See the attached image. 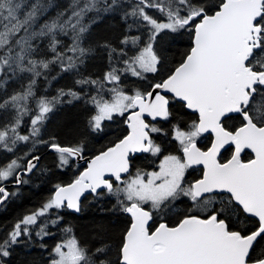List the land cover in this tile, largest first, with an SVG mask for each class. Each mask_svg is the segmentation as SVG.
Masks as SVG:
<instances>
[{"label":"snow or ice","instance_id":"1","mask_svg":"<svg viewBox=\"0 0 264 264\" xmlns=\"http://www.w3.org/2000/svg\"><path fill=\"white\" fill-rule=\"evenodd\" d=\"M105 16L124 26L115 44L93 43ZM185 34L189 49L164 75L168 46ZM97 49L107 68L93 76L84 69ZM61 78L75 86L48 95ZM129 81L149 88L126 92ZM76 102L90 109V133L118 117L130 131L14 223L0 240V264L15 246L57 233L48 264H264V0H70L64 9L55 0H0V208L46 171L39 145L58 154L60 168L85 159L86 137L71 146L44 137L54 114ZM173 102L196 114L186 130L173 125L179 155L164 153L153 134L167 133L145 119L171 121ZM205 133L213 140L201 150ZM228 145L233 154L221 162ZM245 150L255 154L247 162ZM137 153L159 157L158 171L133 169ZM195 166L201 177L186 180ZM85 193L113 197L129 214L115 249L103 230L89 248L63 223L62 212H81Z\"/></svg>","mask_w":264,"mask_h":264},{"label":"trees","instance_id":"2","mask_svg":"<svg viewBox=\"0 0 264 264\" xmlns=\"http://www.w3.org/2000/svg\"><path fill=\"white\" fill-rule=\"evenodd\" d=\"M55 3L57 8L64 9L68 7L70 0H55ZM55 11L56 9H53L50 15L54 14ZM123 27L119 16H105L97 24L93 25V43L97 40H110L113 44L117 43L118 37L123 32ZM189 37L190 34H185L168 46L167 63L163 72L164 75L178 65L184 53L189 49L191 45V39ZM106 68V57L103 55L102 50L97 49V54L88 61L84 71L93 76H100ZM149 83L150 82L134 84L129 81L125 91L127 92L129 89L133 88L145 90L149 88ZM74 86L71 78H61L52 82L51 87L47 90V94L54 95L55 90L60 87L68 88ZM43 88L44 82L41 81L39 83V89ZM171 111L173 112L171 121L160 122L164 133L167 134H157V136L154 134V137L156 142L165 146L164 150L176 149L177 152H179L177 142L171 138L174 131L173 125L178 124L182 129H186V126L192 123L196 115L188 112L186 108L182 107L178 102L172 103ZM89 112L90 109L80 102L64 105L54 114L53 119L48 123L47 132L44 133L45 139L49 136H54L56 138L54 141L55 143H59L63 146H71L81 137H86L85 156L94 157L107 148L114 146L115 143L128 134L129 130L127 124L123 122L124 117H118L115 122H106L109 127L106 128L103 133H90L86 127ZM238 124L239 121L237 120L231 122L229 127L235 128ZM26 130V128L22 129V131ZM47 150L48 146L46 144L39 145L36 153L42 156L39 167L46 171L34 175L32 177V183L23 186L20 195L12 199L6 209L0 211V240H2L6 233L13 228L17 220L28 212L37 209L46 201L54 192L55 185H66L71 183L84 170V167L78 165L76 162L75 164L70 162V165L65 168L58 167V154L48 153ZM151 157L152 156L148 154V156L143 155L133 158V169L142 168L145 171L153 169V163L147 167H141L140 165L141 160ZM6 158V154L0 153V162H3ZM186 206V203H181L177 208L178 212L173 216L178 218L179 215L183 213ZM61 215L64 217L63 223L72 226L81 245H87L89 248L95 247L101 242L98 233L103 230V232L107 234V238L111 241L113 249H115V245L120 238V233L130 226V217L127 213L119 211L115 204V199L108 195L99 198L88 196L83 200L82 210L79 214L64 211ZM169 222L174 223L175 220L171 219ZM50 230L55 231V229ZM59 239L60 233L46 237L43 241L33 237L30 242L19 244L12 249V255L7 258L8 264H48V261L51 259L49 253H51ZM40 244H46L47 248H41Z\"/></svg>","mask_w":264,"mask_h":264},{"label":"flooded vegetation","instance_id":"3","mask_svg":"<svg viewBox=\"0 0 264 264\" xmlns=\"http://www.w3.org/2000/svg\"><path fill=\"white\" fill-rule=\"evenodd\" d=\"M195 115V114H194ZM150 124H156L158 127H161V123L160 122H163V121H156V122H151V121H148ZM186 130V129H185ZM155 134V133H154ZM154 134H153V137H154ZM174 134V131L172 133V135ZM157 136V134H155ZM159 135H162V134H159ZM155 139V137H154ZM212 140H213V136H201L197 139V146L201 148V150H207L208 148L211 147V143H212ZM158 143V142H157ZM169 146V145H167ZM166 146V147H167ZM163 149H164V145H162ZM178 148V147H177ZM165 154H176V155H179L180 153L177 152L176 149H173V150H164ZM233 151H234V147L233 146H228L226 147L223 152L220 154V157L219 159L221 160V162H227L228 159H230L231 155L233 154ZM144 155H147L148 154H144ZM143 156V155H141ZM245 162H247L249 159H252L254 158L253 155L249 152H245L243 154V156L241 157ZM159 160L160 158L159 157H151L149 159H143L140 161V165L141 167H147L148 165H150L151 163L154 164V168L149 170V171H156L158 169V163H159ZM142 169V168H141ZM202 170H203V167H194V168H191L188 170L187 174H186V180L188 181H194L198 178L201 177L202 175ZM23 187V186H22ZM21 187V188H22ZM11 190V188H9ZM10 202V201H9ZM9 202H6L7 203V206L9 204ZM2 210V208H0V211ZM178 212V209L176 211V213ZM176 213H174L173 215H175Z\"/></svg>","mask_w":264,"mask_h":264},{"label":"water","instance_id":"4","mask_svg":"<svg viewBox=\"0 0 264 264\" xmlns=\"http://www.w3.org/2000/svg\"><path fill=\"white\" fill-rule=\"evenodd\" d=\"M188 112H190L191 113V111L190 110H188V109H186ZM192 114H194V113H192ZM196 115V114H195ZM145 119H146V122H148V121H151V122H156V121H152L151 120V118L150 117H145ZM157 121H161V120H157ZM129 130V129H128ZM130 131V130H129ZM213 136L211 133H205V134H203V136ZM228 146H232V145H228ZM228 146H226V147H228ZM225 147V148H226ZM234 147V146H233ZM224 148V149H225ZM223 149V150H224ZM223 150H221V153L223 152ZM48 153H55L54 151H52V150H50L49 148H48ZM245 152H249V153H251L252 155H253V157H254V153H252L250 150H245ZM244 152V153H245ZM244 153H242V156H243V154ZM144 154H147V153H137L134 157H132L131 159H133V158H135V157H137V156H141V155H144ZM241 156V157H242ZM92 158H94V157H91V156H85V159H83V160H79V161H77L76 163L78 164V165H81V166H83L84 167V170L83 171H85L86 170V167H87V164H88V162H89V160L90 159H92ZM40 159H41V157H40ZM38 164H40V161L38 162ZM195 167H203V166H195ZM35 171V170H34ZM82 171V172H83ZM82 172H81V174H82ZM9 187H11V185H9ZM88 196H94V195H92V194H89V193H85V197H82L81 198V201L83 202V200L86 198V197H88ZM68 211H70L71 213H73V214H79V213H75V212H72L71 210H68ZM128 216H129V214H127ZM130 217V216H129Z\"/></svg>","mask_w":264,"mask_h":264},{"label":"bare ground","instance_id":"5","mask_svg":"<svg viewBox=\"0 0 264 264\" xmlns=\"http://www.w3.org/2000/svg\"><path fill=\"white\" fill-rule=\"evenodd\" d=\"M84 108V107H83ZM40 156V155H39ZM41 157V156H40ZM67 185V184H66ZM12 187V186H11ZM11 187H9V188H11ZM22 187V186H21Z\"/></svg>","mask_w":264,"mask_h":264},{"label":"rangeland","instance_id":"6","mask_svg":"<svg viewBox=\"0 0 264 264\" xmlns=\"http://www.w3.org/2000/svg\"><path fill=\"white\" fill-rule=\"evenodd\" d=\"M41 157H42V156H41ZM156 171H158V169H157Z\"/></svg>","mask_w":264,"mask_h":264}]
</instances>
